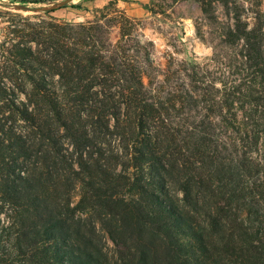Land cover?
<instances>
[{
    "label": "trees",
    "instance_id": "1",
    "mask_svg": "<svg viewBox=\"0 0 264 264\" xmlns=\"http://www.w3.org/2000/svg\"><path fill=\"white\" fill-rule=\"evenodd\" d=\"M15 1L36 2L0 0V264H264V0H195L201 62L144 34L182 44V0Z\"/></svg>",
    "mask_w": 264,
    "mask_h": 264
},
{
    "label": "rangeland",
    "instance_id": "2",
    "mask_svg": "<svg viewBox=\"0 0 264 264\" xmlns=\"http://www.w3.org/2000/svg\"><path fill=\"white\" fill-rule=\"evenodd\" d=\"M36 1L35 3H28L30 6H43L53 4L56 1L49 0H29ZM109 0H71L69 4L64 7L53 10L50 14L60 20L67 21H81L92 17L93 9L102 7ZM149 0H118L117 4L120 8H124L129 14L147 18L149 13L142 8V4L148 3ZM18 2L15 1V4ZM70 4H80L81 8H74ZM13 11L21 12L23 14L30 15H43L40 13H27L19 11L14 7L11 8ZM174 19L177 22L179 33L181 36L182 44L177 45V48H168V44H173L170 41V29L168 23H162V33L157 32L153 26L147 25L144 29V34L147 38L154 41L156 45V57L159 60H163L162 56L165 50H176L175 56L178 59H194L196 61H205L211 55L210 47L203 44L195 35L194 21L201 16L199 4L195 0H182L175 6ZM150 20V19H148ZM178 32V31H177ZM174 45V44H173Z\"/></svg>",
    "mask_w": 264,
    "mask_h": 264
},
{
    "label": "water",
    "instance_id": "3",
    "mask_svg": "<svg viewBox=\"0 0 264 264\" xmlns=\"http://www.w3.org/2000/svg\"><path fill=\"white\" fill-rule=\"evenodd\" d=\"M69 0H63V1H58L53 4L49 5H43V6H33V7H26L25 5H14L13 7L19 11L23 12H29V13H40V12H45V11H53L58 8H61L63 5H65ZM12 7V8H13Z\"/></svg>",
    "mask_w": 264,
    "mask_h": 264
}]
</instances>
